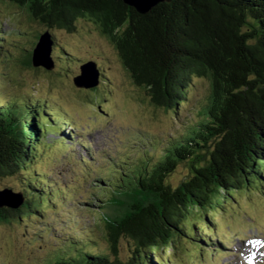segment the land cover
<instances>
[{
  "label": "trees",
  "instance_id": "trees-1",
  "mask_svg": "<svg viewBox=\"0 0 264 264\" xmlns=\"http://www.w3.org/2000/svg\"><path fill=\"white\" fill-rule=\"evenodd\" d=\"M0 3L43 26L53 47L52 31L72 33L80 19L90 20L113 44L151 104L174 116L189 105L196 79L207 80L210 87L198 120L184 125L161 157L152 161L145 153L101 188L96 197L101 210L93 213L103 216L102 235L96 238L90 231L83 247L71 242L74 254L64 250L43 264H122L120 239L134 246L135 264H157L156 259L170 264L177 257L168 251L176 253L179 241L192 237L204 243L201 225L212 236L214 221L228 201L264 189V0H170L147 14L122 0ZM36 44L26 51L23 64L38 71L42 67L32 63ZM55 124L74 123L54 118L37 99L0 103V180L19 176L24 197L19 209L0 208V223L16 224L53 208L50 181L33 172L48 127L63 132ZM202 150L209 151L206 164L193 167L187 180L172 186L168 177ZM103 240L109 251L92 247Z\"/></svg>",
  "mask_w": 264,
  "mask_h": 264
},
{
  "label": "rangeland",
  "instance_id": "rangeland-1",
  "mask_svg": "<svg viewBox=\"0 0 264 264\" xmlns=\"http://www.w3.org/2000/svg\"><path fill=\"white\" fill-rule=\"evenodd\" d=\"M44 30L17 8L0 3V32L3 33L0 38V103L20 98L37 99L53 111L54 118L64 117L74 122L63 130L70 135L73 133V140L67 138L60 145L54 143L60 136L53 126L48 127L41 160L34 165L33 173L51 182L47 192L53 208L48 207L42 216L31 214L26 221L16 224L0 223V264H43L52 256L63 255L64 250L74 254L72 243L79 241L82 247L87 244L86 238L91 236L89 228L96 238L100 237L103 216L99 219L89 211L101 210V202L96 200L98 193L90 195L94 192L90 193L95 187L93 183L100 193L101 188L111 182L101 179L108 173L101 167L109 168L108 162L112 161L116 169L119 165V171L138 161L145 152L150 153L148 158L153 156L152 161H156L176 137L174 135L183 131L184 125L198 120L200 106L210 92L207 80L196 79L189 105L183 107L180 114L174 116L154 107L130 79L113 44L87 19H80L72 33L52 31L54 73L43 67L38 71L25 67L23 61L29 52L26 51L34 47ZM87 61L96 62L100 70V84L96 88H78L74 84V78L80 75V66ZM55 126L61 129L62 125ZM83 140L90 144L88 151L81 146ZM208 159L209 151H200L190 161L180 164L168 177V182L177 186L193 174V167L204 166ZM20 179L18 176L0 180V190L10 188L14 194L21 193ZM256 192L228 201L217 216V220L224 218L231 230L234 243L229 249L216 247L218 250L206 251L207 245L200 244L199 247L192 237H183L185 240L179 241L176 253L168 251L177 257L173 260L178 264L235 263L242 241L264 238V189ZM64 203L69 208L81 211V206L88 211L78 212L81 218L77 220L84 225H73L71 217H76L62 214ZM104 212L105 215L110 213ZM92 247L109 251L105 240ZM241 250L245 254L250 250L263 253L261 259L246 260L243 264H264V247L260 240H256V244H243ZM133 251L131 243L120 239L118 259L122 264L137 263ZM240 257L245 255L240 253ZM115 258L113 256L112 260ZM237 259L240 262L239 257Z\"/></svg>",
  "mask_w": 264,
  "mask_h": 264
},
{
  "label": "water",
  "instance_id": "water-1",
  "mask_svg": "<svg viewBox=\"0 0 264 264\" xmlns=\"http://www.w3.org/2000/svg\"><path fill=\"white\" fill-rule=\"evenodd\" d=\"M126 5L133 7L140 14L149 13L159 3L170 0H122ZM53 41L49 32L42 33L32 55V63L35 67H43L46 70L54 69V61L51 57ZM100 70L96 62L88 61L80 67V75L74 78V84L78 88L92 89L100 84ZM24 204L21 193L14 194L11 190H0V208L19 209Z\"/></svg>",
  "mask_w": 264,
  "mask_h": 264
},
{
  "label": "bare ground",
  "instance_id": "bare-ground-1",
  "mask_svg": "<svg viewBox=\"0 0 264 264\" xmlns=\"http://www.w3.org/2000/svg\"><path fill=\"white\" fill-rule=\"evenodd\" d=\"M255 258H257V257H255Z\"/></svg>",
  "mask_w": 264,
  "mask_h": 264
}]
</instances>
